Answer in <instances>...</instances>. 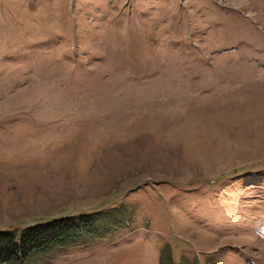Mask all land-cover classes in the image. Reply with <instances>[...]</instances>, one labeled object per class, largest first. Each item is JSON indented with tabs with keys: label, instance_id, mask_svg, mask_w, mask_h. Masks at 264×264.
<instances>
[{
	"label": "rangeland",
	"instance_id": "rangeland-1",
	"mask_svg": "<svg viewBox=\"0 0 264 264\" xmlns=\"http://www.w3.org/2000/svg\"><path fill=\"white\" fill-rule=\"evenodd\" d=\"M85 214L0 264H264V0H0V231Z\"/></svg>",
	"mask_w": 264,
	"mask_h": 264
},
{
	"label": "trees",
	"instance_id": "trees-1",
	"mask_svg": "<svg viewBox=\"0 0 264 264\" xmlns=\"http://www.w3.org/2000/svg\"><path fill=\"white\" fill-rule=\"evenodd\" d=\"M88 214L72 218L55 219L49 223L35 224L24 229L20 237L13 232L0 231V263L22 261L34 249H43L47 245H54L65 238L70 239L77 231L74 220L83 226Z\"/></svg>",
	"mask_w": 264,
	"mask_h": 264
}]
</instances>
